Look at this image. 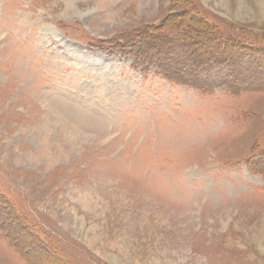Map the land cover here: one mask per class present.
Returning <instances> with one entry per match:
<instances>
[{
	"label": "rangeland",
	"instance_id": "rangeland-1",
	"mask_svg": "<svg viewBox=\"0 0 264 264\" xmlns=\"http://www.w3.org/2000/svg\"><path fill=\"white\" fill-rule=\"evenodd\" d=\"M0 264H264V0H0Z\"/></svg>",
	"mask_w": 264,
	"mask_h": 264
},
{
	"label": "trees",
	"instance_id": "trees-1",
	"mask_svg": "<svg viewBox=\"0 0 264 264\" xmlns=\"http://www.w3.org/2000/svg\"><path fill=\"white\" fill-rule=\"evenodd\" d=\"M259 49V48H258ZM259 51H261L262 52V49H260Z\"/></svg>",
	"mask_w": 264,
	"mask_h": 264
}]
</instances>
